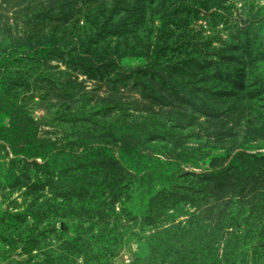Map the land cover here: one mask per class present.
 Instances as JSON below:
<instances>
[{
    "label": "rangeland",
    "instance_id": "374dc122",
    "mask_svg": "<svg viewBox=\"0 0 264 264\" xmlns=\"http://www.w3.org/2000/svg\"><path fill=\"white\" fill-rule=\"evenodd\" d=\"M0 264H264V0H0Z\"/></svg>",
    "mask_w": 264,
    "mask_h": 264
}]
</instances>
